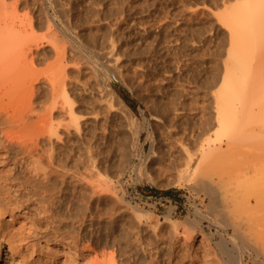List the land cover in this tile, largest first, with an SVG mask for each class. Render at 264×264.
<instances>
[{
  "label": "bare ground",
  "instance_id": "obj_1",
  "mask_svg": "<svg viewBox=\"0 0 264 264\" xmlns=\"http://www.w3.org/2000/svg\"><path fill=\"white\" fill-rule=\"evenodd\" d=\"M10 1L0 0V172H3L0 176V238L7 243L17 264H264V0H234L233 3L225 0L228 6L222 3L225 7L221 11L216 9L223 26L226 25L224 30H229V47L226 45L227 50L224 49L227 56L221 61L222 70L219 64L212 65L215 63H212L211 56L204 52L201 54L200 50L194 59L193 89L189 87L192 89L189 91L187 85L183 87L188 91L175 89L172 92L169 89L168 93L174 95V99L170 94L168 102L162 105L168 151L163 154L160 151L156 160L159 168L166 169V172L170 167L178 169L181 166L179 177L189 180L190 186L209 197L208 214L200 212L199 208V219L195 222L170 221L174 229L168 230L172 232L167 234L166 227V230L163 227V233L155 225L159 223L158 218L153 219L157 223L150 228L149 224L145 225L147 222L143 224L140 218L145 219L147 211L141 209L145 213H137L138 219L134 218L137 223L131 220L127 225L120 224L115 220L117 217L110 213V220H103L100 208L98 213L95 212L100 218L93 217L95 214L90 203L100 198L96 197L100 183L91 180L92 176L95 179L94 174L99 170H96L98 156L95 158L98 147L94 150V146L101 108L107 111L110 103L118 102L131 117L129 124H132L130 129H133L131 134L135 146L144 152L145 142L150 139V150L146 156L142 155L147 157L146 161H152L150 159L156 155L151 130L142 141L145 127L113 87L114 77L122 78L124 75L121 72L124 63L119 59L123 56L118 58L120 53L115 50L118 44L113 45L115 49L108 48L109 51L93 56L86 55L74 41L68 45L73 46L72 49L66 50L67 46L62 47L59 41L61 45L58 48L55 43L60 37L54 35L55 39H49H54L53 43L47 41L55 48L52 50L54 53L47 54L53 61L49 58L51 62L45 63L44 51L42 58L37 50L39 46L35 47L36 50L31 47L34 44L31 39L38 44L41 36L37 38L32 32L29 34L30 31L20 30L21 27L17 30V5L13 4L16 1ZM202 7L205 9L206 6ZM30 17L33 20L31 14ZM54 33L56 31L50 34ZM146 76H143L144 79ZM91 77L97 78L96 84L90 81ZM153 83L150 82V85ZM99 91L107 93L112 102L106 99L107 106L106 103L101 104L107 97L102 99L97 95L101 93ZM186 109L193 111V121L189 126L180 122ZM159 117L156 119L162 120ZM85 158L90 162L89 171L86 170L88 167L82 169ZM141 161L142 167H145L147 162ZM99 171L101 173V169ZM83 173H87L88 180L91 177L87 180V184L92 183L89 185L92 191L88 190L91 191L90 198L83 194L86 178ZM101 176L96 178L102 180ZM147 177L153 179L148 173ZM85 187L88 188L87 185ZM109 188L110 196L113 193L111 189H116ZM106 190L100 192L99 189L98 194L105 192V198H108ZM88 214L95 218L88 221L89 224L86 223ZM148 216L145 220L150 219ZM205 218L209 222V232L204 226ZM91 225L97 226L91 228ZM109 248L112 250L109 251Z\"/></svg>",
  "mask_w": 264,
  "mask_h": 264
},
{
  "label": "rangeland",
  "instance_id": "obj_2",
  "mask_svg": "<svg viewBox=\"0 0 264 264\" xmlns=\"http://www.w3.org/2000/svg\"><path fill=\"white\" fill-rule=\"evenodd\" d=\"M9 1L10 0H8V2ZM12 1H16V2H13V4L17 5V30H18V28L21 27L20 30L23 29L24 31H30L28 33L30 34L32 32L31 34H33L37 38L41 36V38L38 39L39 41H37V38H36V41L38 42V44H35L36 43L35 40L33 41L31 39V41L34 43V44H31V47L34 46V47H32V49H35L36 46H39L37 50L39 52H41L42 58L45 54L47 55L48 53L49 54L54 53V51L52 52V50H54L55 48L53 49L51 47V45H53V44L50 45V43H48V42H51L52 40L55 39L54 35L56 36V38H58V37L62 38V39L58 38L62 41L56 39L57 43H55L56 41H54V43L58 46V48L61 44H63L65 46L61 45L62 47L66 48V46H67L66 50L72 49L73 46L70 47L68 45H72V43L74 41V42H76V44L78 43L77 44L78 46H81V50L84 49L83 51H84V53H86V55L88 53V55L90 54V55L95 56L94 54H97L98 52L104 53L106 50H108V48H109V50H111V48L114 47V49H115V47L117 46L115 50H116V52L118 51L117 54L120 53L117 55V57L120 55L123 56L122 58H119V57L118 58L120 59V61H122V64L124 63L123 66L121 67V69H122L121 72L122 73L124 72L123 73L124 75L122 78L121 77H114L113 87L117 91V93L120 95V97L123 99V101H125V103L128 105V107L130 108L132 113H134L137 120H139V122L145 127L143 130V134H141L142 135V141H144L147 138V134L150 132L149 130H151V132H152L151 133L152 139L154 136L155 140L153 139V142H154V150H155L156 155H155V158H154V155L152 156V158L150 159L152 161H149V160L146 161L147 157L144 158V156H146L147 153L149 152L152 141L150 143V139H148L147 140L148 143L145 142V151L144 152L141 151L139 147L135 146L134 140H133V135L131 134V133H133V129H130V128H132V126H131L132 124L131 125L129 124V123H131V122H129V120H130L129 118H131V117L127 116L128 115L127 111L124 108H122V106L116 101H113V104L108 103L110 107H109V109L106 107L107 111H106V109L101 108V112H99L100 113V115H99L100 124L98 123V125H97V129L99 128L100 132L97 130L99 133L97 132V135H96L97 138H95V141H96L95 146L96 147L94 146V150L97 149V147H98V150H95V151H97L95 158L98 156L96 158V161L98 159L97 166L98 165L99 166H98V168L95 166V169L96 168H97L96 170L101 169V173L99 170L96 173H100V174H98L99 176L102 175L101 176L102 180L99 177L96 178V176H98V175L95 173L94 174L95 179H93V176H92L91 182L94 183L96 181L97 182L99 181V183H100L99 186L103 185L105 188L107 187V184H108L107 182H110L108 184L109 185L108 187L111 186L112 188H115L116 190L111 189V192H113V193H111L109 196L110 188L108 189V187H107L106 188V189H108V191H107L105 188H103V186L102 187L97 186L100 189V192H101V190L107 191L106 197H108V198H105V194H104L105 192H103L104 198H105L104 199L103 194H101V193L98 194L99 189H97V187H96V189L98 190V192H96V197L98 195V196H100V198L99 199L95 198V200L91 201V203H90L91 208L93 209V211H92L93 214H95V212L98 213V211L100 210V212H102L100 216L102 217L103 220H106V221L110 220L109 216H111L110 214H112L113 216L117 217V218H115V220L117 219L116 221H118V222L120 221V224L122 223V224L127 225L128 223H131L132 221H133L132 223H134V222L137 223L135 221L136 219H138V217H136L137 213H142V211L145 210L147 212L145 213V211H144L142 214L145 213V216H144L145 219L149 215L148 217L150 219L145 220L144 218L139 217L141 222L143 224L145 222H147V223H145V225L149 224V228H150V226L155 224V222H156L155 220H157V218H158L157 222H159L161 225L162 224L163 225L161 226L159 223L155 224V225L158 226V229H160V231H162V232L164 231L163 233H165V230L167 228V231L165 234L172 232V231L168 232V230L173 228V226L170 225L171 224L170 221H181V222H183V221L187 220V221H194L195 222L197 219H199V215L197 214L198 213L197 211L199 208H200L199 210H201L200 212L208 214L207 211L209 210V197L203 191H200V190L198 191V189L196 190L195 188L190 186L191 184L189 183L190 182L189 180H187V179L185 180V179L179 177L180 171L178 172V169H181L180 168L181 166L180 167L178 166V169H177V167H176V169H174L173 167H170L171 169L168 168L167 169L168 171L165 172L166 169L165 170L160 169L159 168L160 164L157 163L158 161L156 162V160H157L158 156H160V154L166 153L168 151V148H167L168 133H166L167 130L165 129V126L162 122L163 121V117H162V113H163L162 107L163 106L162 105H163V103L168 102V96L171 94V93H168V92H170V90L172 92H174L175 89H176L175 91L183 90V89H185V87H183V86H186V85H187L186 88L188 87L187 89L189 91L193 89L194 82H192V80H193V72L195 71L194 69L196 68L195 67L196 62H194L196 60V56H195L196 53L201 52V51H202L201 54L203 52L207 53L208 56H211L212 63H215L212 65L219 64L221 66V70H222L223 64L221 63V61H224L225 55L227 56V54H225L226 50H227V48H225V46L227 44L229 45V42H228L229 41V34H228L229 30H228V28H226L224 30L226 25L224 24L225 26H223V22L221 21V19H219L220 15L217 16L218 13H217L216 9H218V11H221L228 3H230V2L233 3L234 0H229V1L226 0V2H228L226 5L224 3L225 0H33V1L32 0H11L10 2H12ZM236 1L237 0H235V2ZM202 6H204V7L206 6L205 9ZM207 8H208V10H207ZM213 10H216V12ZM26 13L29 15H27ZM220 13L221 12H219V14ZM30 14H31L33 20L31 19ZM212 14H214V15H212ZM66 16H69V17H66ZM67 18H69V19H67ZM45 22H47V23H45ZM30 24H31V26H30ZM67 25H68V27H67ZM23 26H24V28H23ZM63 26H65V27H63ZM53 29H56L55 30L56 33L50 34L51 32L52 33L55 32ZM48 30H49V32H48ZM19 32H21V31H19ZM28 33L26 32V34H28ZM111 33H114V34L111 35ZM75 34H77V35H75ZM23 35H25V32L23 33ZM46 35L49 38H47ZM109 36H110V38H109ZM51 38H54V39L49 41V39H51ZM41 39H45V40L42 41ZM46 39H48V40H46ZM110 39H113V41L115 43ZM29 40H30V37H29ZM58 41L61 43L60 45H59ZM28 42H27V47H28V49H30L31 48L29 45L30 43L28 44ZM45 43L46 44L48 43L49 45L48 44L46 45ZM51 43H53V42H51ZM79 43L82 45H80ZM109 43H110V45L112 44L111 47H109ZM115 44H118V45L113 46ZM56 45L54 47H56ZM201 45H202V47H201ZM82 46L84 48H82ZM25 47H26V45H25ZM62 47H60V48L62 49ZM197 47H199V48H197ZM200 47H201V49H200ZM74 49H75V47H74ZM224 49H226V50H224ZM86 50H87V52H86ZM43 51L45 54L42 53ZM208 52H209V54H208ZM213 54L215 56H213ZM46 55L44 56V60H46L45 63L51 62L48 60L49 58H50V60L52 59V61H53V58H51L48 55L46 56ZM214 57L216 58V61H215ZM217 57H219V58H217ZM103 62L106 63V59H103ZM45 63L42 65H45ZM70 64H71V62H70ZM129 64H131L130 68L128 66ZM193 65H195V66L193 67ZM127 67H128V69H127ZM123 68H125V69H123ZM134 68H136V69L134 70ZM129 69L131 71H129ZM106 70H107V68H106ZM133 70L135 71V73ZM140 70L143 74L141 72H139ZM142 70H144V72ZM136 71H137V74L139 72L142 75H140V74L137 75ZM127 72L129 75L130 74L131 75L129 76L127 74ZM132 72H133V74H132ZM104 73H105V71L103 70L102 75H104ZM145 73L146 74L148 73L147 74L148 76H146ZM139 75L141 76V78ZM144 75L149 80L147 78L144 79V77H143ZM100 76L98 79H100ZM137 76H139V78H137ZM170 76H171V78H170ZM95 77H94V79H92L93 77L90 78V79H92L90 81H92L93 84L97 81V78H95ZM133 77L135 79H133ZM142 77H143V80H142ZM164 78H166V79H164ZM164 80H166V81H164ZM171 81H172V83H171ZM147 82L149 84H146ZM150 82L151 83L154 82L155 86H154V83L152 85H150ZM192 83H193V85H192ZM161 85L164 87H162ZM97 86H98V84H97ZM99 86H101V85L99 84ZM166 86H168V88ZM151 87H152V89H151ZM189 87H192V89L191 88L189 89ZM188 90H186V91H188ZM164 91H165V93H164ZM99 92H101V91H99ZM100 94H97V95L100 96L102 99H103V97H107V98H104L103 101L104 100L108 101L106 99L110 98V96L108 98L107 93L104 94V92H103L102 96ZM170 97L171 98L173 97V99H174V95L171 94ZM101 98H99L100 103L102 102ZM150 98H151V101H150ZM187 98H188V95H187ZM105 101H104V103L102 102L101 104L104 105L106 103ZM159 101H160V103H159ZM187 101H188L187 103H189V99H187ZM108 102H112V101H110V99H109ZM106 106H107V103H106ZM106 112H108L109 114ZM192 112L193 111L189 110V109L184 110V112H182L183 113L182 117L180 118V120L181 119L182 120L181 121L179 120V121L185 126L191 125V122L193 121V119L191 117ZM104 114L107 116H105ZM101 115H102V117H101ZM103 115H104V117H103ZM155 115H156V117L160 116L161 118L160 117L159 118L162 120H159L158 118L156 119ZM184 115H186V116H184ZM102 119L103 120L105 119L104 123L106 122L108 124L105 123L106 124L105 125L103 123ZM101 120H102V123H101ZM159 122H162V123H159ZM109 123L111 125H109ZM101 124H102V127H101ZM103 125H104V127H103ZM116 125H118V126H116ZM129 125H130V127H129ZM113 127H115L117 129V131ZM101 128H103L105 130L103 131V129H101ZM120 129H122V130H120ZM131 130H132V132H130ZM105 131H107V132L105 133ZM121 131H122V133H121ZM160 131H162L164 134H162V132H160ZM103 132H104V134H103ZM118 132L120 135L118 134ZM101 133L103 135H101ZM107 133H108V135H107ZM112 133H113V135H112ZM99 134L101 137L99 136ZM114 134H116V135H114ZM121 135H123V136H121ZM110 136L111 137L114 136L113 138H115L117 140L111 138ZM119 136L122 138H120ZM158 136H160V137L158 138ZM103 139H104V141H103ZM162 139L165 141H163ZM111 141H113L115 144ZM101 142H103V143H101ZM99 143H101V144H99ZM130 143L134 144V145L133 144L131 145V146H133V149L129 145ZM110 145H112V146H110ZM124 146L127 149H125ZM103 147H105V148H103ZM122 147L124 149H122ZM159 148H161V149L159 150ZM101 149H103V152ZM156 149H158V150H156ZM129 150H131L133 153L135 151V153L133 154L132 152H129ZM160 151H161V153H160ZM99 152L102 154H100ZM139 155H141V156H139ZM103 158H104V162H103ZM110 159H112V160H110ZM85 160H86V158H85ZM141 160H145L147 162V164H145L146 166L144 165L145 167H142L143 161H141ZM99 161L100 162L102 161V162L100 163ZM71 162H70V165H72ZM83 162H85V161H83ZM154 162H156V163H154ZM88 163L90 164V162H87V160H86L85 164L83 163V165H86V166H84L85 168L82 165L83 170L88 167V169H86V170L89 171L90 166L88 165ZM98 163H100V164H98ZM138 163H139V165H138ZM154 164H156V165H154ZM149 165H151V166H149ZM140 166H141V168H140ZM154 166H156L158 168H156ZM102 168H103V170H102ZM142 168L143 169L146 168L145 171H143ZM150 168H151V170H150ZM104 169L106 172L104 171ZM157 171H159L160 173ZM147 173L149 174V176L152 175L153 179H150V177H147ZM150 173H151V175H150ZM2 174H3V172H0V176ZM86 174L87 173H85V174L83 173V175L87 178V179L85 178V180H84V185L85 186L87 185L88 188L83 185L82 190L85 191V192L83 191V194H86V197L90 198L89 195H90V192L92 191V188H91L92 186L90 187L89 185H91L92 183L87 184L88 183L87 180L89 177H87L88 175H86ZM21 177H22V175H21ZM177 178L179 179V182H177L178 181ZM90 179H91V177H90ZM96 179H99V180H96ZM109 179H110V181H109ZM180 179H182V180H180ZM69 180L71 181V179H69ZM69 180H68V182H69ZM85 181H86V183H85ZM101 181H103V182H101ZM105 181H106V183H105ZM113 185H114V187H113ZM88 190H91V191H88ZM113 194H114V196H113ZM91 196H93V195H91ZM106 199H110L111 201L110 200L108 201ZM120 200H122V201H120ZM109 207H111V210L114 207L112 212H111ZM107 208H109L110 212ZM103 209L107 210V211H104ZM116 210L117 211L119 210V211L117 212ZM136 210H139V211H136ZM132 212H135L136 215H135V213H132ZM116 213H118L117 216H116ZM119 213H121V214H119ZM91 214H88L86 216V223L88 221L91 222L95 218L96 219H98V217L100 218V216L97 217L96 214H95V216H93L95 218H93L90 216ZM108 214H109V216H108ZM122 216L124 218H122ZM128 216H130L131 218L133 216L134 217L131 219ZM150 216H153V217H150ZM135 217H136V219L134 220ZM142 217H143V215H142ZM128 218L130 219V221ZM127 219H128V221H127ZM153 219H155V220H153ZM150 220H152V221H150ZM207 220H206V218L204 219V226H205L207 232H209L210 231L209 224H208L209 222ZM153 221H154V223L150 224V222H153ZM89 222H88V224H89ZM118 222H117V224H119ZM169 222H170V224H169ZM95 226H97V225H95ZM95 226L91 225L90 227L94 228ZM90 227L88 226V228H90ZM126 227H129V226H126ZM163 227L164 228L166 227L165 230ZM180 229H182V226H180ZM212 230H215V227H212ZM8 248L9 247H8L7 243L4 242V239L0 238V264H17L16 257H14L11 254V252L9 251ZM109 249H108L109 251L112 250V248H109Z\"/></svg>",
  "mask_w": 264,
  "mask_h": 264
}]
</instances>
